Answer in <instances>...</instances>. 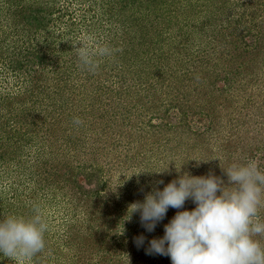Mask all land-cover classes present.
Listing matches in <instances>:
<instances>
[{
  "label": "trees",
  "instance_id": "trees-1",
  "mask_svg": "<svg viewBox=\"0 0 264 264\" xmlns=\"http://www.w3.org/2000/svg\"><path fill=\"white\" fill-rule=\"evenodd\" d=\"M201 8H204L206 13L199 12ZM203 16L207 19L205 27L208 30L204 34L206 38L198 33L200 30H205V27L199 30L192 27ZM65 26L66 30L63 29ZM159 26L162 32L158 30ZM171 30L178 32L174 31L169 36L170 41L183 33L191 36L200 34L192 40V44L189 40L187 51H191L189 57L193 55L199 58L205 72H209L211 68L214 72L219 68L216 77L221 79L224 85L217 89H219V97L227 104L225 105L227 120L220 123L221 119L218 118L216 111L218 109L213 106L216 99L213 98L209 101L212 105L210 112L204 111L203 108V111L199 112L200 116L207 114L213 122L203 132L195 131L189 121L187 122L188 111L181 108V114L186 122L183 120L182 123L166 127L161 124L155 126L151 122L146 125L138 119L136 123L131 121L128 124L131 126L130 136L125 139L122 135H116L107 143H104L106 137L104 132L110 126L104 123L100 129L101 136L97 137L98 142L89 146L88 137H83L79 132L80 125L74 124L72 118L68 117L66 106L71 98L66 96V93L74 92L80 87L78 95L83 98L78 104L83 105L84 108L77 116L80 115V119L82 115L88 116L85 123L88 128L98 127L99 116L105 118L106 114L111 113L106 108L107 105L103 106L105 101L113 103L116 101V104L120 105L117 107L120 111L114 113L113 118L126 123V120L135 114L126 108L129 103L121 104L124 96V99L138 98L142 101L143 90L146 91L145 95H149L148 90L143 87L149 83L148 77L144 74L146 70H143L137 78L130 79L131 83L125 80L126 75L135 70L131 66L134 64L130 53L138 46L153 47L160 42L164 47L163 43L166 39L163 40V37ZM82 36L97 37L99 43L108 39L116 47L126 43L122 51L115 52L116 61L101 66L102 73L97 76L96 85L90 92L83 88L85 85L80 82V74L78 75L83 66L77 56V52L82 47L80 41ZM180 50L183 48L181 47ZM249 56H256L257 62L252 76L243 70V62H240L249 59ZM134 60L139 62L138 59ZM250 60L254 61L253 58ZM93 62L95 63L94 59ZM263 63L264 0H0V192L7 193L6 198L4 196L0 201V219L4 218L3 214L11 210L13 214L18 212L27 217L35 214L34 209L37 206L43 210L44 204L34 203L29 206L18 204L14 208L4 200L7 198H12V202L18 200L21 193L23 195L24 191L33 188L32 185L35 194L43 191L54 196L59 189L67 192L70 202L76 204L74 214L80 215L72 217L77 220V226L75 230L68 231L67 240L65 237L61 238L63 244L52 242L53 236L50 233L51 237L47 230L46 247L31 258L32 264H44V262L56 264L62 259L61 256L46 257V254L51 251L58 254L56 249L65 248L76 250L73 257L66 258L67 264H172L170 256L147 254L146 249L149 247L148 240L151 241L165 234V225L171 221L172 215L174 216L175 208H169L167 215L157 224L154 231H147L141 223L133 229L127 227L122 238L119 237L117 229L122 230L123 219L130 218V205L144 200L141 199L143 192L136 195L132 184L134 183L136 188L144 189L139 186L146 183L148 169H154L153 165H147L146 159H150L147 158L149 148L157 153V157L160 155L161 162L165 161L163 164L166 167L162 170L165 174L168 173V177L176 170L174 160L178 158V152H181V164L176 174L189 173L193 176L214 174L227 181L226 170L219 172L220 167L214 168L213 165L216 162L221 164L227 162L230 163V167L233 163H243L249 159L256 160L264 170ZM174 66L168 63L166 67L170 70L163 69L154 86L165 88L167 81L173 80L179 71ZM8 76L11 80L20 81L18 88H4V91L3 87L9 79ZM115 78L124 81L122 86H127L124 91L117 88L120 82H115ZM247 78L251 79L250 86L246 83L242 84ZM79 82L81 85L78 84ZM176 82L179 84L177 77ZM215 85L217 86V83ZM175 87L177 86H172ZM210 87V90L214 91L213 84ZM239 89L246 97L243 101L245 103L237 106L233 100L234 105L231 106L232 98L229 96L235 95V91ZM176 90H181L179 92L181 98L188 99L189 92L184 89ZM127 92L129 95H126ZM86 102L93 105L87 106ZM95 103L99 105L95 107ZM136 105L138 107L137 103ZM67 118L72 123L66 122ZM216 119L219 122H216ZM65 124L77 126L74 129L78 133L67 132L64 135L67 142L60 139L58 141L60 145L55 152L52 150L48 154L44 150L42 154L39 151L38 158L32 160L35 163L32 162L29 158L33 154L31 145L34 143L40 146V149H46L45 143L49 136L56 135L62 127L64 134L66 133ZM187 127L189 132L187 135L183 131H180L179 137L169 134V132H178V129L185 130ZM151 128H154L155 137L146 136L148 134L146 132ZM216 141L228 142L229 147L222 148L221 143L218 144ZM84 146H89L90 149L85 151L88 154L92 152L95 156L91 164L78 155ZM215 156L217 160L213 161ZM29 161L31 165L26 166ZM140 164H142L141 168ZM135 167L138 172L128 175ZM117 173H122L126 179H122L121 185L117 186L122 192H119L118 200L114 202L111 198L105 200L108 195L103 196L101 193L116 179ZM81 176H84L83 180ZM6 180L11 185L6 184L7 188L3 186ZM94 182H97L99 187L89 189ZM147 184L146 190L151 189L152 184L148 182ZM191 201L188 199L186 203ZM88 202H91L92 206ZM49 203H55V200ZM118 206L121 214L117 220L114 219L115 230L112 231L110 228L112 222L107 221L108 209ZM122 213L126 214V217ZM259 215L264 219V206L260 208ZM103 233H108L112 237L110 241L116 243L113 244L112 249H106L105 242L100 240L101 236H107ZM139 235L146 237L142 246L145 247L144 251L141 248L136 250L135 247V238ZM94 238H98V241ZM256 238L264 243V236ZM122 240L126 243L124 244ZM117 249L119 253H114ZM3 256L0 253V264H10ZM145 258L146 260H142Z\"/></svg>",
  "mask_w": 264,
  "mask_h": 264
},
{
  "label": "rangeland",
  "instance_id": "rangeland-1",
  "mask_svg": "<svg viewBox=\"0 0 264 264\" xmlns=\"http://www.w3.org/2000/svg\"><path fill=\"white\" fill-rule=\"evenodd\" d=\"M159 2H161V1H159ZM62 4H63V2H62ZM68 4H69V2H68ZM200 11H202L203 14H204V12L206 13V10L204 8H201V10H199V12ZM66 20H68V17L66 18ZM206 21H207V19L203 16V18L202 17L199 18L197 20V22L195 24H193L192 27L193 28L196 27V30H199L200 28L205 27ZM151 22H152V20H151ZM160 26L158 27L159 31H161ZM63 29L66 30L67 27L65 26V27H63ZM154 29H156V27H154ZM175 30H176V27H175ZM175 30H171L170 32L164 31V32H166L164 37H163V40L166 39V41L163 43L164 47H163V45H161V42H160L157 45L155 44L153 47L138 46V48H137L138 50L136 49L130 53V55H131L130 57L133 59V64H134L131 66H132V69L134 67L135 70H134V72H131V73L129 72L126 75L125 80H128V83H131L132 81H130V79L137 78L143 70L147 71V72L145 71L144 74H146V76L149 79V83L145 84V86H143L144 88H146V90H148L149 95H145L146 91L143 90V92H142L143 95H141V96L144 99H142V101L139 100L138 98H131V99L128 98L129 102H127L128 99L127 98H126L127 100L124 99L125 96H124L123 100L121 101V104H122V102L123 103H129V104H127L126 108L129 111L133 112L132 114H135V115H131L133 117H130L129 119H127L126 123H121V121H118L115 118H113L115 116L114 113L117 114V111H120L119 108H117L120 105H117L116 101H114V103L105 101L103 106L107 105L106 108L109 110V112H111L110 113L111 115L106 114L105 118H102V116L98 115L100 117V118L98 117L99 118V120H98L99 126L98 127L96 126L95 128L94 127L88 128L87 125H85V123L87 122L86 118L88 116H86V115H85V117L83 115L81 116V120L83 121V123L80 124V126H79L80 128H78V129H79V132L83 135V137H88V139L90 140L89 146H91L93 143L95 144L96 142H98L97 137L100 138V136H101L100 129L104 123H108L110 126V127H108L106 132H104L106 134L104 143H107L109 141H112L116 135H122V137H125V139L128 136H130L129 133H130V127L131 126L128 124L131 121L136 123L138 121V119L141 123H145L146 125H149V122H151L152 124H155V126H156V124L157 125L161 124V126H166V127L182 123L183 120L186 122V119L185 118L183 119V116L181 114V108H184L188 111L189 119H187V122L189 121V123L194 127L195 131L203 132L204 129H207L208 127H210L213 124V122H212V119L207 114H206V116H200L199 112L202 110V108L204 111L210 112V110H211L210 107H212V105L210 104L209 101H211L213 98L216 99L213 106H216L218 109L216 111H218V118L221 119L220 123H223V122H225V120H227V117L225 116V105H227V104L224 102L223 98L219 97V95H218L219 89H217V88L223 87V85H224L223 81L216 77L218 72H219V68L214 70V72H212L213 68H211V70L209 72H205L203 70L204 66L202 65L199 58L196 56H193V55L191 57H189V53L191 51H187L189 40H191V44H192V40L199 37L200 34L204 36V34L207 33L206 31L208 30V28H206L205 30H200V32H198V33H200V34H198V36H196V35L191 36L187 33H183V34L176 36L175 39L170 41L169 36L172 35ZM175 32H178V31H175ZM84 34L86 35V31H84ZM105 34H108V33L105 32ZM84 36H82L81 37L82 39H80L81 43L83 44V45L81 44V46H84V48L90 53L92 60L93 59L95 60V63H94L95 68L93 70H90L88 67L83 65L80 68L78 75L80 74V82L84 83V85H85L83 88L85 90H88V92H90V90H93V88L96 85L95 84L96 78H97V76H99V74L101 72V69H100L101 66H104L107 63H111L113 61H116V56H115L116 53L115 52H117L118 50L122 51L123 50L122 48L126 47V45H125L126 43H122V46L120 45V46L116 47V45L111 43L108 39H106L105 42L101 41L99 43L97 37L92 38V37L86 36V38H85ZM104 38H106V37H104ZM199 40H200V38H199ZM248 42H250V41H248ZM196 43H198V42H196ZM160 47H162V48H160ZM181 47L183 48V50H180ZM105 49L107 50L106 52L104 51ZM136 55H138L139 57H135ZM252 58L254 59V61L250 60ZM255 58H256V56H249V59L244 60V61L243 60L240 61V62H243V70L248 72L249 74L248 73L247 74L250 76H252L253 72L256 70L254 68L256 63H257L255 61L256 60ZM134 59H136V60L138 59L137 61H139V62L137 63ZM168 63L172 64L173 66L175 65L174 68L179 69L178 73L175 75L173 80L167 81L166 87H168V88H166V87L162 88V87L157 86V85L154 86V84L156 83V79L159 77V75H161L163 73L162 70L165 68H166L165 69L166 71L170 70L168 67H166V65ZM148 64H150L151 66L149 67ZM252 69H254V70L252 71ZM259 72H262V71H260V69H259ZM262 75H263V72H262ZM50 77L53 78L52 74H50ZM176 77H177V79H179V84H178V82H176ZM8 78L9 79L4 78V79H7L8 81L5 82L3 89L4 88L5 89H12L13 87H15V88L19 87L18 83L20 81L16 82L17 79H16V81L11 80L10 76H8ZM117 78L114 79L115 82H118V81L120 82L118 84L117 88L118 89L121 88L124 91V89L127 86L124 85V87H123L122 85L124 84V81L123 80L120 81V78L119 79H117ZM80 82L78 84L81 85ZM215 83H217L218 87L215 85ZM245 83H246V85L250 86L252 84L251 79L247 78L246 81L242 82L243 85ZM212 84H213L212 89H214V91L210 90V88H211L210 86ZM175 85L177 87L172 88V86H175ZM73 86L74 85H72V87ZM143 87H141V88L143 89ZM5 89H4V91H5ZM176 89H184L185 91L189 92L188 99H186L184 97L181 98V93H179L181 90H176ZM253 89L254 88H252V90ZM71 91H72V88H71ZM74 92H73V94L66 93V96H69L71 98L69 100V104L66 106V108L68 109L67 110L68 117L69 118L71 117L72 120H74L75 117H79L80 115L77 116V114H80L84 108L83 105L78 104V102L83 98L81 95L80 96L78 95L80 93V87L76 88V91H74ZM182 92H183V90H182ZM126 95H129V93L127 92ZM128 97H130V96H128ZM229 97L232 98V101L230 100L231 106L234 105L233 100L235 101L237 106L238 105L241 106L245 103V102H243V101H245L244 100L245 96H243V91H241L240 89L235 91V95L231 94ZM92 98H93V96H92ZM179 98H181V99H179ZM139 101H141V102H139ZM239 101H241L242 104L239 103ZM86 103H87L86 104L87 106L93 105L92 103H88V102H86ZM130 103H131V105H130ZM136 103L138 104V107H137ZM227 103L229 104V102H227ZM77 104H78V106H77ZM112 104H114V105H112ZM97 105H99V104L95 103L94 106L96 107ZM48 106L50 107L49 104H48ZM112 107H115L116 109L113 110ZM122 107H124V106H122ZM132 108H135V109H132ZM261 111H263V110L261 109ZM253 113H254V111H253ZM64 114H65V112H64ZM69 118H67L66 122L68 121V122L72 123L70 121L71 118L70 119ZM215 121L219 122L217 119ZM64 128L66 130L65 134H64L63 127H62L61 130H59L57 132V134H56L57 136L56 135L52 136L53 134L51 135L54 139L50 136L48 137L47 142L45 143L46 149H44V148L40 149L39 148L40 146H37L36 144L33 143L31 145V150H32L33 154L29 156L30 160L32 161L33 159H37L38 158L37 155H39V151H41L42 154L44 153V150L48 154L52 150H53V152H55L57 146L60 145L58 143V141L60 139H61V141L67 142V140L64 137V135H66L67 132H69V134L71 133V131H75L76 134L78 133V131L74 129V128H77V126H75V125L72 126L69 124H65ZM154 128H151L149 130L150 133H149V131L146 132V133H148V134H146V136L155 137L156 133L154 132ZM94 131H95V133H93ZM180 131H183L186 135L189 134L188 127L185 130L178 129V132H169V134L171 133V135H174V137H179L181 134ZM171 135H169V136L171 137ZM109 137H110V139H109ZM142 137H144V136H142ZM142 140H146V139H142ZM216 142L218 143L219 141H216ZM221 142H219V143H221ZM213 143H215V142H213ZM89 146L82 147V149L78 153V155L83 160L84 159L86 161L88 160L89 163L91 164L92 162H94L95 156L93 155L92 152L90 154H88L86 152L90 149ZM212 147H214V146H212ZM221 147L226 149L229 147V143L228 142L227 143H221ZM148 151L149 152H147V155H148L147 158H150V159H146L147 165H150V166L153 165L154 169L153 168L148 169V174H147V178L145 181L146 183L139 186L140 188H144V189L136 188L134 183L132 184L134 187L133 190L135 191L136 195L143 192L141 194V199H145V196L150 192H153L157 189L162 190L168 183H170L172 180H174V179H172V177H175V179H176L180 175H182V174H176V172H178L177 169L180 167V164H181V162H180L181 152L180 153L178 152V158H176L174 160V164L176 166L175 172L172 173V175L170 177H168V173L165 174V172H163V170H162V169H164V167H166L163 164V163H165V161L163 160V162H161L160 161V159H161L160 155L157 157V155H156L157 153L155 151H151L150 148L148 149ZM241 152H243V148L241 149ZM212 160L216 161L217 157L215 156ZM31 161H29L30 163L27 164L26 166H30ZM32 162L35 163V161H32ZM145 165H146V163H145ZM229 165H230V163H227V162L226 163L223 162L222 164L219 162H216L213 165V167L214 168L220 167L219 168V172H220L221 170L224 169L223 167L227 168V167H229ZM139 167L141 168L142 164H140ZM133 172H138L136 167L134 169H131V172H129V173L127 172V173H128V175H131ZM114 173H116L115 170H114ZM115 176H116V179L111 183L112 185L110 184L109 187H107L106 190H104L103 193H101V195H103V196L108 195V197H106L105 200H110L109 198H111L113 200V202L118 200L117 198L119 197V192H122V190L118 189L117 186L119 187L121 185L122 179L126 180L125 177L122 176V173H117V174H115ZM81 178L83 180L84 176H81ZM222 179L224 180L225 184L227 185L229 179L227 181L224 178H222ZM15 180H18V179H15ZM160 181H163V183H160ZM5 182L6 183H4L3 186L5 188H7L6 184H8L9 182L7 180ZM147 182L152 184L151 189L149 188V190H146L147 188H145L148 185ZM16 183L18 184L17 181H16ZM83 183H85V181ZM29 184H31V183H29ZM97 184H98L97 182H94L91 186H89V189H93V188L97 189L99 187V185L97 186ZM8 185L11 186L10 184H8ZM32 186L34 188V185H32ZM59 186L63 187L62 185H59ZM101 187H102V185H101ZM129 187H130V185H129ZM8 188H10V187H8ZM33 188L31 187L32 190L28 189L26 192L24 191L23 195L21 193L19 195V197L17 198L18 200H14L13 202L11 201L12 198H7V200L6 199H4V200L8 204H10V206H13L14 208L18 204H22V205L26 204L27 206L34 204V203H36L38 205L44 204L43 210H41V209L40 210H41L46 222L48 223V226L50 225V228H48V230H49L48 233L49 234L51 233L53 236L52 242L57 243V244H63L61 238L65 237V239L67 240L68 239V231L69 230L70 231L75 230L76 229L75 226H77V220L72 218L75 215L74 209L76 207V204H72L70 202V198L67 196L68 193L61 190V189H59V191H61L60 193H57V192H59V191H57L53 196L52 193H46L47 194L46 195L45 192H43V191H39L40 193L35 194V191H33ZM6 195H7V193H2V191H1L0 192V201L4 196L6 198ZM51 200L52 201L55 200V203L50 204L49 201H51ZM88 203L90 206H92L91 202H88ZM5 207H7V206H5ZM195 207H196V204L193 201L188 202V203L185 202L183 209H176L175 208V211L173 212L174 216L176 215V213L178 211L192 210ZM96 209L99 211L101 210L99 208H96ZM93 212H95V211L93 210ZM104 212H106V211H104ZM12 214H13V210L8 211L6 214H3V217H5L7 215H12ZM108 214H109V219L107 221L109 223L112 222L110 224V228L112 229V231H114L115 230V222H116L114 219L117 220L118 216L121 214L120 213V207L118 206V208L108 209ZM14 215H21V214H19L17 212V213H14ZM122 215L124 217H126V214L122 213ZM22 216H25V215H22ZM75 216L79 217L80 215H75ZM174 216L172 215L171 219ZM25 217H27V216H25ZM123 222H124L123 223L124 224L123 229L122 230L117 229L119 231L118 235H120L119 236L120 238H122V235L125 233V229L127 227H131L130 229H133L135 226H138L141 224L140 214L138 215L136 212L131 216L130 219H129V217L124 218ZM51 234H50V236H51ZM72 234H74V233H72ZM104 234L105 235L107 234V236L106 237L101 236L100 240L105 242L104 247L106 246V249H108V248L112 249L113 244H116V243H114L113 241H110V239L112 237L109 236L108 233H103V235ZM139 236H141V235H139ZM98 238H94V240L98 241ZM122 241L124 242V244L126 243L124 240H122ZM76 242H77V239H76ZM149 242L150 241L148 240V246H149ZM142 246L138 247L136 244L135 245V247H137L136 250L141 248V250L144 251L145 247H142ZM56 250H57L58 254H54L53 251L46 254V257H49L51 255H56L58 257L61 256L62 259L58 260L56 262V264H67L68 261L66 258L73 257V255L76 251V250L75 251L72 250V248L56 249ZM114 253H119V250L117 249V252H114ZM5 258H6V261L8 259L7 262H9L10 264H32L31 259L30 260H25V259H21V258L12 259V258L6 257V256H5ZM5 258H3V260ZM142 260H146V258L142 259ZM70 263H72L71 259H70ZM44 264H47V263L44 262ZM103 264H105V263H103Z\"/></svg>",
  "mask_w": 264,
  "mask_h": 264
},
{
  "label": "clouds",
  "instance_id": "clouds-1",
  "mask_svg": "<svg viewBox=\"0 0 264 264\" xmlns=\"http://www.w3.org/2000/svg\"><path fill=\"white\" fill-rule=\"evenodd\" d=\"M77 56L81 64L95 68L84 46ZM73 123L83 121L75 117ZM223 168L227 185L214 174L184 173L130 205V218L139 212L141 223L152 232L170 207L183 209L188 199L196 204L176 213L165 225V234L149 242L147 254L170 256L172 264H264V243L256 238L264 236V219L259 215L264 206V170L254 159ZM34 212L31 217L12 214L0 219V253L30 260L45 249L48 223L38 206ZM145 241L143 235L135 238L138 247Z\"/></svg>",
  "mask_w": 264,
  "mask_h": 264
}]
</instances>
